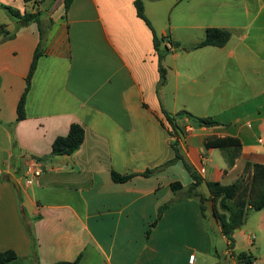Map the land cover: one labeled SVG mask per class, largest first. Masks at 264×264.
Masks as SVG:
<instances>
[{
    "label": "crops",
    "instance_id": "crops-1",
    "mask_svg": "<svg viewBox=\"0 0 264 264\" xmlns=\"http://www.w3.org/2000/svg\"><path fill=\"white\" fill-rule=\"evenodd\" d=\"M136 1L74 0L66 11L65 0H0L40 14L38 28L10 15L0 23L13 36L0 35V253L17 254L9 264H189L191 255L240 264L242 253L264 264V210L249 212L230 241L213 202L203 212L198 196L264 165V0H180L189 6L165 22L149 11L160 0H145L152 27ZM214 28L231 32L229 42L197 48ZM163 110L219 125L181 115L183 133L172 137ZM73 124L83 145L53 155ZM227 138L240 146L207 147ZM173 144L203 180L198 190L183 161L172 162ZM32 161L39 178L27 174ZM113 172L135 177L116 183Z\"/></svg>",
    "mask_w": 264,
    "mask_h": 264
},
{
    "label": "trees",
    "instance_id": "trees-1",
    "mask_svg": "<svg viewBox=\"0 0 264 264\" xmlns=\"http://www.w3.org/2000/svg\"><path fill=\"white\" fill-rule=\"evenodd\" d=\"M74 0H65L66 11L69 10ZM145 0H137L135 2L137 15L139 18L144 20L150 27L151 24L145 15ZM25 3L37 4L40 0H24ZM8 14L22 21L23 23L37 22L40 23V14H32L25 12L23 15L20 11L13 9L12 7L2 6ZM155 48L157 52L160 50V40L158 39L155 32ZM0 35L5 38L13 37L6 26L0 25ZM232 34L227 30L221 29H208L206 32L205 39L197 46V48L214 46V47H224L231 39ZM43 53L40 48L37 50L34 56V60L31 65L29 75L27 77V87L24 95L22 96L18 105V118L19 120L25 119V103L26 96L31 87V81L33 75L37 69V64ZM164 70L161 69V73ZM162 80L165 81V75L161 74ZM165 118L169 125V134L172 137L176 135L180 136L183 132L177 124V118L184 115L202 126L214 127L219 125V123L212 118H197L188 112H182L177 115H171L165 110H163ZM85 139V131L83 127L79 124H73L67 136L59 137L55 140L53 144V155L55 156H70L77 152L83 145ZM239 147L240 143L236 139H214L207 142V147ZM175 151V159L172 162H177L182 160L186 169L191 174L193 179V184L190 187L191 191H196L203 184L201 177L183 160L177 148V144L172 145ZM153 174V171L148 170L143 173L144 177H149ZM135 175H125L122 176L116 172L112 173L113 181L116 183H126L132 180ZM248 183V185H247ZM207 187L209 190V197L198 193L201 202L202 211L205 212L206 202H213L215 208V215L220 221L222 226L223 234L232 241V235L237 228H240L246 220V217L251 211H261L264 210V165H252L247 164L244 174L232 185H223L219 182H208ZM182 185L180 183H175L172 185L173 190L181 189ZM218 206L222 211L227 212V214L220 213ZM162 211V210H161ZM240 264H253L256 259L246 253L239 254L237 256ZM18 259L17 254L14 251H6L0 253V264H9ZM55 264H78V261L74 262H57Z\"/></svg>",
    "mask_w": 264,
    "mask_h": 264
},
{
    "label": "rangeland",
    "instance_id": "rangeland-1",
    "mask_svg": "<svg viewBox=\"0 0 264 264\" xmlns=\"http://www.w3.org/2000/svg\"><path fill=\"white\" fill-rule=\"evenodd\" d=\"M178 1H180V0H160V1H155V2H159V3H154V4L149 6V11H150L151 17H154V15H156L157 17L159 16L160 19L162 18L163 19L162 21L165 22V21H167L169 19V17L173 13H174L173 15H175L178 10H181L185 6H189V3H187V2H184V3H182L181 5L178 6V3H177ZM21 3L24 4L23 0H21ZM2 5L3 4H0V23H4V22H2L3 21L2 19H4L5 17H8V15H9L8 12L5 9L2 8ZM4 6H6V7H10L11 6L13 9H15L14 8L15 6H12V5H8L7 6L6 4H4ZM154 20L157 22V19H154ZM36 28H38L37 22H36ZM42 29H44V27ZM205 207H206V210H209L208 202L205 203Z\"/></svg>",
    "mask_w": 264,
    "mask_h": 264
},
{
    "label": "built area",
    "instance_id": "built-area-1",
    "mask_svg": "<svg viewBox=\"0 0 264 264\" xmlns=\"http://www.w3.org/2000/svg\"><path fill=\"white\" fill-rule=\"evenodd\" d=\"M167 48L172 49L173 47L171 45H168ZM43 173V169L41 167V164L38 161H32L27 166V174L31 178H39ZM32 183L31 181L28 182V185L30 186ZM196 258L194 255H191L189 258V264H195ZM253 264H260L258 261H255Z\"/></svg>",
    "mask_w": 264,
    "mask_h": 264
}]
</instances>
